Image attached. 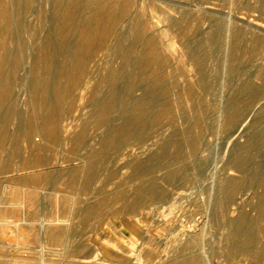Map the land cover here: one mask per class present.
<instances>
[{
	"label": "rangeland",
	"instance_id": "1",
	"mask_svg": "<svg viewBox=\"0 0 264 264\" xmlns=\"http://www.w3.org/2000/svg\"><path fill=\"white\" fill-rule=\"evenodd\" d=\"M0 264H264V0H0Z\"/></svg>",
	"mask_w": 264,
	"mask_h": 264
}]
</instances>
